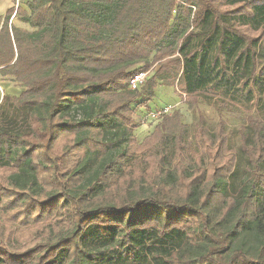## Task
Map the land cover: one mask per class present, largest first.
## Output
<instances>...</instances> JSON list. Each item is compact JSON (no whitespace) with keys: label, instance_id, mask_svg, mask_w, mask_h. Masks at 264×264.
Returning a JSON list of instances; mask_svg holds the SVG:
<instances>
[{"label":"trees","instance_id":"1","mask_svg":"<svg viewBox=\"0 0 264 264\" xmlns=\"http://www.w3.org/2000/svg\"><path fill=\"white\" fill-rule=\"evenodd\" d=\"M21 1L0 17L23 90L0 100V264H264V0ZM159 86L217 128L181 107L139 143Z\"/></svg>","mask_w":264,"mask_h":264},{"label":"rangeland","instance_id":"2","mask_svg":"<svg viewBox=\"0 0 264 264\" xmlns=\"http://www.w3.org/2000/svg\"><path fill=\"white\" fill-rule=\"evenodd\" d=\"M15 3L16 2L13 1L14 5ZM13 4L11 7H14ZM4 15L5 14L3 13L2 15H0V17ZM15 24L17 27L25 28V24L22 22L20 23L18 21H15ZM22 92L23 90L19 88L18 85H16L14 82H11L9 79L4 80V81L0 80V100L4 95L11 94V95L19 96ZM147 102L148 104L145 107L139 108L138 113H137L138 114L137 120H138V123L141 125V127L135 132V136L139 143H141L142 140H144L146 137L151 135L153 131L155 130L154 127L156 126L157 121L151 118V114H153L155 110L160 109L170 104L175 106V109L172 112H174L176 108H178L179 105L182 106V109L180 110V112L183 113L184 115V122L187 123L191 127L192 133H194L197 130L198 128L197 126H199V124H202L201 119H203V126H205L206 128L212 131L215 128H217V124L219 122V117H218L217 112L213 110V108L211 107L204 106V105L201 107V112L203 113V116L201 118L198 114L190 111L187 106L185 94L180 97L179 93H176L174 88L172 87L165 88V87L159 86L156 90V95H155L154 100L147 101ZM243 120H244V116L240 114L232 115L231 117L227 119L228 129L229 128L237 129L238 127L241 126V124L243 123ZM237 145L238 144H236V146ZM228 157L230 158L229 155L227 156V158ZM242 190H243V186L239 187L236 193L232 191L230 194L238 195L242 193Z\"/></svg>","mask_w":264,"mask_h":264},{"label":"built area","instance_id":"3","mask_svg":"<svg viewBox=\"0 0 264 264\" xmlns=\"http://www.w3.org/2000/svg\"><path fill=\"white\" fill-rule=\"evenodd\" d=\"M16 3L14 5L15 9H18L20 6L21 0H14ZM152 70L150 71H143L139 72V74L135 75L129 82V89L130 91H139L140 88L146 86L147 81L151 75ZM182 106L179 105L178 108H181ZM175 109V106L172 104L164 106L160 109L155 110L153 114H151V118H153L155 121L161 119L164 116H168L172 114L171 112Z\"/></svg>","mask_w":264,"mask_h":264},{"label":"crops","instance_id":"4","mask_svg":"<svg viewBox=\"0 0 264 264\" xmlns=\"http://www.w3.org/2000/svg\"><path fill=\"white\" fill-rule=\"evenodd\" d=\"M13 1L14 0H0V15H2L3 13L6 15L7 11L9 9L13 8V7H11L13 4ZM13 6H14V4H13ZM4 16H2V17H4Z\"/></svg>","mask_w":264,"mask_h":264}]
</instances>
